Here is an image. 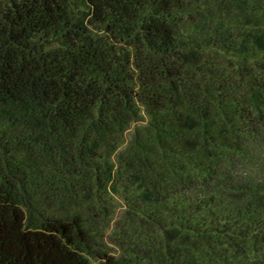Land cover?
Returning <instances> with one entry per match:
<instances>
[{
    "label": "trees",
    "instance_id": "1",
    "mask_svg": "<svg viewBox=\"0 0 264 264\" xmlns=\"http://www.w3.org/2000/svg\"><path fill=\"white\" fill-rule=\"evenodd\" d=\"M263 160L264 0H0V264H264Z\"/></svg>",
    "mask_w": 264,
    "mask_h": 264
},
{
    "label": "rangeland",
    "instance_id": "2",
    "mask_svg": "<svg viewBox=\"0 0 264 264\" xmlns=\"http://www.w3.org/2000/svg\"><path fill=\"white\" fill-rule=\"evenodd\" d=\"M263 161H264V160H263ZM263 161H261V164L263 163ZM257 170H259V167H258L255 171H257ZM148 210H152V209L149 207ZM157 214H160V215H161L162 213L159 211V212H157ZM113 228H114V227H113ZM112 230H113V229H111L110 231H112ZM258 230H259V231H258ZM257 232H258V234L261 233V235H263L264 230H261L260 228H258V229H257ZM110 233H111V232H109L108 234H106V235H107L106 238H108V236L110 235ZM261 237H262V236L259 237V239H258L259 241H260ZM109 247H111V248H115V247H114L113 245H111V244L109 245ZM258 255H261V252H258ZM250 258H251V257H249V259H250ZM251 259H252V258H251ZM252 260H253V259H252Z\"/></svg>",
    "mask_w": 264,
    "mask_h": 264
}]
</instances>
